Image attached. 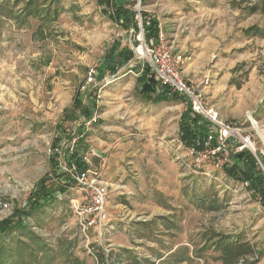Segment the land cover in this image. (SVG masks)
Instances as JSON below:
<instances>
[{
  "label": "rangeland",
  "instance_id": "1",
  "mask_svg": "<svg viewBox=\"0 0 264 264\" xmlns=\"http://www.w3.org/2000/svg\"><path fill=\"white\" fill-rule=\"evenodd\" d=\"M14 1L7 4L12 15L21 7ZM46 1L51 12L55 5ZM60 3L57 21L40 33L35 19L26 26L0 20V200L11 208L5 218L0 213V221L26 206L38 180L57 173L50 158L58 149L65 159L74 142L108 186V219L100 236L90 230L85 239L69 208L80 195L72 190L60 195L32 216L51 252L37 255L38 263L95 264L91 249L96 256L108 250L137 264H222L216 243L233 241L250 249L241 264H264L261 205L222 170L196 169L180 146V117L188 103H167L164 107H174L162 111L143 101L132 59L106 70L113 52L117 60L118 52L138 46V11L142 23H161L169 44L174 41V48L191 55L185 77L209 80L206 98L222 121L242 124L248 111L264 127V39L243 35L245 29L264 27V14L247 12L253 3L264 7V0H144L129 6L135 12L129 28L113 19L107 0ZM131 24L135 34L129 33ZM240 63L254 67L237 90L230 81L243 77L231 70ZM92 67L96 87L83 92L80 86ZM85 97L97 116L86 130L80 124L90 116L74 106ZM253 141L255 154L264 158L263 143L256 135Z\"/></svg>",
  "mask_w": 264,
  "mask_h": 264
},
{
  "label": "trees",
  "instance_id": "2",
  "mask_svg": "<svg viewBox=\"0 0 264 264\" xmlns=\"http://www.w3.org/2000/svg\"><path fill=\"white\" fill-rule=\"evenodd\" d=\"M15 5L19 4L21 7L18 9L16 14H11L7 11L8 0H0V20L8 19L15 21V24L21 26L29 25L31 19L38 20L37 32L40 33V28L46 26L50 22H56L60 15V2L62 0H52L54 8L50 12V6H46V0H15ZM14 1V2H15ZM144 0H142L143 2ZM111 6V14L113 19L117 20L119 26L123 28H129V23L131 20L135 19V12L131 11L130 5L122 1V3L117 4L113 0H107ZM112 2V3H111ZM60 7V8H59ZM255 3L247 8V12L250 16L261 12L264 14V7L261 9ZM51 15V16H50ZM133 30H137L136 24L130 25ZM158 23L156 21H151L148 26L143 24L142 29L144 30V39L149 40L158 34ZM39 29V30H38ZM243 35L246 38H261L264 39V27L260 28L254 26L243 30ZM116 54L107 57L109 61L107 69L114 71L118 65L122 63H127L133 58V53L127 50H121ZM254 67L253 64L247 65L246 63H240L232 71L233 75L236 77H243L241 81H237L233 78L230 83L234 85L237 90L241 89L242 83L246 81L247 75L251 72L250 70ZM264 70V61L262 64ZM155 81L153 78H149V69L144 66L143 72L136 80V89L145 102L149 103H161V102H178L182 101L176 96L166 97L165 95H155ZM187 105V104H186ZM75 108H81L84 117H88L90 109L83 106L80 100L74 101ZM65 113V112H64ZM68 117V116H67ZM181 120L178 129V138L181 145L185 148H198V142L202 141L206 131L210 128L206 122H203L199 117L194 116L191 113L189 105H187L186 110L181 115ZM84 134L81 135V138ZM79 138V137H78ZM73 151V150H72ZM55 152V151H54ZM84 152L76 151V149L65 155V161L67 163L72 162L79 169L85 170L89 168L85 162L81 160V156ZM57 153H54L50 158V166L55 167V159ZM257 159L260 161L264 168V158L257 153ZM233 160L232 165L229 168L224 169V176L233 179L235 181H241L242 183H247V190L251 192V196L256 200L262 207L264 211V174L259 166V163L251 155V153L243 149L240 153H234L231 156ZM72 184L67 181L64 176L51 172L50 175L42 177L37 181L34 189L28 196L26 206L13 209L12 215L7 219L0 221V264H40L37 262V255L43 254L49 257L50 245L45 237L37 235L31 231L30 226L26 222V218H30L33 224L37 225L33 219V215L38 211L45 209V207L52 204L53 201H57L60 195H64L70 188ZM2 201L6 202L5 199ZM216 249L220 251L222 264H237V262L242 259L246 254L250 252L248 247L240 246L236 242H224L218 241L216 243ZM96 256V255H95ZM96 259L102 262L103 256L98 254ZM184 259H180L177 263H182ZM50 260L43 262V264H48ZM70 262V261H69ZM68 262V263H69ZM176 262V261H175ZM71 264H83L78 259H75Z\"/></svg>",
  "mask_w": 264,
  "mask_h": 264
},
{
  "label": "built area",
  "instance_id": "3",
  "mask_svg": "<svg viewBox=\"0 0 264 264\" xmlns=\"http://www.w3.org/2000/svg\"><path fill=\"white\" fill-rule=\"evenodd\" d=\"M129 5L139 6L142 0H121ZM138 33L136 35L135 44L137 47L132 49L133 60L138 66V74L143 72L144 66L149 69V78H153L157 84V95H165L166 97L176 96L188 103L191 113L206 122L210 127L202 141L198 142V148H185L186 156L194 163L196 169L209 167L217 170H224L232 165V154L240 153L243 149L252 152L255 160L259 163L263 174L264 168L255 154L254 137L264 145V127L260 126L253 117V112H245V121L242 124H236L222 121L217 111L209 105L206 98V90L209 88L208 79L199 82H190L185 77L183 70L192 58L190 54L176 51L173 44H169L166 33L158 25V34L149 40L144 39L143 24L149 25L146 21L142 23L141 17L137 11ZM135 34L131 30V34ZM95 68H88L85 73L83 85L80 90L84 91L87 87H96ZM132 73V71H128ZM108 80V78L106 79ZM246 124V127H244ZM74 142L68 149L73 150ZM181 146V144H180ZM58 154L60 151L55 150ZM250 152V153H251ZM251 154V155H252ZM57 174L67 178L72 184L69 190L75 191L80 195L79 200L71 201L69 208L73 213L76 225L80 233L87 239L90 230L98 232L100 236L105 221L108 219L107 205L110 199L108 186L99 177L98 173L91 167L82 170L73 163H67L63 157L58 156L56 159ZM247 187V183H243ZM0 213L5 214L4 218L11 213L9 202L0 200ZM3 219V218H2ZM26 222L35 234L40 233V229L33 224L30 218H26ZM86 248L88 249L87 245ZM88 253L93 257L95 264H137L126 261L117 253L104 251L102 262L96 259L95 254ZM240 259L237 264H241Z\"/></svg>",
  "mask_w": 264,
  "mask_h": 264
},
{
  "label": "crops",
  "instance_id": "4",
  "mask_svg": "<svg viewBox=\"0 0 264 264\" xmlns=\"http://www.w3.org/2000/svg\"><path fill=\"white\" fill-rule=\"evenodd\" d=\"M158 25L163 29V27H162V25H161V23H158ZM129 30V33L131 34V30L132 29H128ZM163 31H164V29H163ZM165 33H166V37L169 39V36H168V33L166 32V31H164ZM173 44H174V41L172 42ZM175 50L176 51H180L181 52V49L180 50H177V45L175 44ZM179 49V48H178ZM200 58V57H199ZM201 59V58H200ZM132 60H133V58H132ZM133 63H134V67H137L136 68V74H134V76L136 77V80H137V77H139L141 74H138L137 73V71H138V66H137V64L135 65V61H133ZM107 68V67H106ZM104 70L105 69H103L102 70V73L104 74L105 72H104ZM186 72V73H185ZM187 70L184 68V70H183V73H184V75H186L187 76ZM119 73V72H118ZM95 74H96V72H95ZM125 76L126 75H122V77H120V78H117L116 79V81L117 80H122L123 78H125ZM187 78V77H186ZM188 81H190V82H193L192 80H189V79H187ZM115 81V80H114ZM88 88H90V87H87L83 92H85ZM91 100H88V99H86V97L85 98H83V99H81L80 100V102H81V104L83 105V106H85V107H87V108H89L90 109V114H89V116L90 117H88V118H84V119H87V120H83L84 122H82V124H80V126L81 127H84L83 129H88L87 127H89V125L91 126L92 124H94V122L96 121V118H97V116H96V111H95V109H94V104L92 103V102H90ZM167 103H171V104H175V105H179L177 102H171V101H167V102H162V103H148V104H151V106H160L161 107V109H162V111H164V110H166L167 109V107L168 108H171V107H174V106H167V107H164V104H167ZM176 107V106H175ZM162 114V113H161ZM161 114H160V116H161ZM235 114H237L236 112H233V114L232 115H235ZM96 116V117H95ZM160 116L158 117V119H162V117L160 118ZM221 118V117H220ZM222 119V118H221ZM83 133H85V132H83ZM82 133V134H83ZM87 135V134H86ZM89 135V134H88ZM72 145L71 144H69L68 145V147H66V150H65V155L67 156L69 153H72L75 149H76V145H74L73 146V151H70V150H68L70 147H71ZM95 154H97V156L99 157V155H98V153H95ZM82 158H81V160L83 161V162H85L87 165H89V167H91L92 168V166L90 165V163H89V161H88V158L86 157V155H82L81 156ZM101 157V156H100ZM70 163H72V162H70ZM93 169V168H92Z\"/></svg>",
  "mask_w": 264,
  "mask_h": 264
},
{
  "label": "water",
  "instance_id": "5",
  "mask_svg": "<svg viewBox=\"0 0 264 264\" xmlns=\"http://www.w3.org/2000/svg\"><path fill=\"white\" fill-rule=\"evenodd\" d=\"M249 151V150H248ZM249 152H251V151H249ZM251 154H252V152H251ZM252 156L254 157V155L252 154Z\"/></svg>",
  "mask_w": 264,
  "mask_h": 264
}]
</instances>
